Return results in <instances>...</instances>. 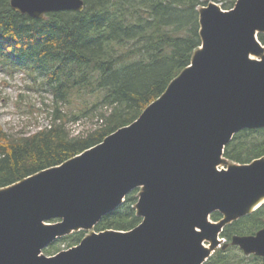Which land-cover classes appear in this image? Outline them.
Wrapping results in <instances>:
<instances>
[{
	"label": "water",
	"instance_id": "95a60500",
	"mask_svg": "<svg viewBox=\"0 0 264 264\" xmlns=\"http://www.w3.org/2000/svg\"><path fill=\"white\" fill-rule=\"evenodd\" d=\"M10 4L38 19L85 9L84 0ZM199 12L202 42L191 64L134 122L0 189V264H204L229 245L224 228L264 204V156L219 169L236 133L264 128V0H237L230 10L210 2ZM136 188L137 226L94 230L44 253L58 238L93 229ZM231 244L264 257V228Z\"/></svg>",
	"mask_w": 264,
	"mask_h": 264
},
{
	"label": "trees",
	"instance_id": "16d2710c",
	"mask_svg": "<svg viewBox=\"0 0 264 264\" xmlns=\"http://www.w3.org/2000/svg\"><path fill=\"white\" fill-rule=\"evenodd\" d=\"M10 1L0 0V70L42 75L53 96V121L19 136L10 135L0 124V189L64 163L134 122L191 64L201 46L199 9L210 1L221 2L224 9L237 2L84 0V11L50 12L38 19L17 12ZM259 39L264 44V33ZM90 116L97 117L95 128L78 134L68 128L69 122ZM224 156L241 164L263 157L264 128L236 133ZM138 192L131 191L95 229L137 226L142 221L135 208ZM262 205L224 228L222 236L229 245L218 248L204 264L264 262L262 256L233 255L239 247L231 244L236 234H255L264 228ZM222 217L218 211L211 215L216 221ZM84 232L74 231L58 242L73 247ZM58 242L44 252L53 255L64 249Z\"/></svg>",
	"mask_w": 264,
	"mask_h": 264
},
{
	"label": "rangeland",
	"instance_id": "374dc122",
	"mask_svg": "<svg viewBox=\"0 0 264 264\" xmlns=\"http://www.w3.org/2000/svg\"><path fill=\"white\" fill-rule=\"evenodd\" d=\"M217 3L222 7L221 2ZM52 107L53 96L48 91L42 75L35 77L26 71L9 73L0 70V124L10 135H24L50 125L53 121ZM98 123L97 117L90 116L69 122L68 128L73 134H78L95 128ZM234 163L237 162L228 160L221 167L227 168ZM94 230L96 229L84 230L85 236ZM57 245L64 248L66 244L58 242ZM232 253L238 257L245 255L240 248L233 249ZM249 258L251 256H247L248 260ZM250 261L253 263L257 259ZM259 264H264L262 259L259 260Z\"/></svg>",
	"mask_w": 264,
	"mask_h": 264
},
{
	"label": "bare ground",
	"instance_id": "6f19581e",
	"mask_svg": "<svg viewBox=\"0 0 264 264\" xmlns=\"http://www.w3.org/2000/svg\"><path fill=\"white\" fill-rule=\"evenodd\" d=\"M263 206V205H262Z\"/></svg>",
	"mask_w": 264,
	"mask_h": 264
}]
</instances>
